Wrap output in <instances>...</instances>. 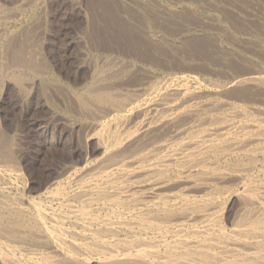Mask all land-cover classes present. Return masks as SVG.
Segmentation results:
<instances>
[{
  "label": "bare ground",
  "instance_id": "obj_1",
  "mask_svg": "<svg viewBox=\"0 0 264 264\" xmlns=\"http://www.w3.org/2000/svg\"><path fill=\"white\" fill-rule=\"evenodd\" d=\"M192 3L179 24L215 29L219 20L195 15ZM96 6L65 47L78 48L86 72L75 89H24V70L47 68L34 67L35 50L17 35L1 49L0 81L18 87L23 103L29 90L48 111L46 124L20 122L71 155L27 190L26 151L0 135V264H264V0H225L217 13L225 37L216 42L191 41L194 31L183 28L178 46L193 63L164 35H149L175 39L176 24L163 20L175 10L149 9L160 18L139 24L134 11L118 21L110 5Z\"/></svg>",
  "mask_w": 264,
  "mask_h": 264
},
{
  "label": "rangeland",
  "instance_id": "obj_2",
  "mask_svg": "<svg viewBox=\"0 0 264 264\" xmlns=\"http://www.w3.org/2000/svg\"><path fill=\"white\" fill-rule=\"evenodd\" d=\"M14 1L17 2V1H21V0H14ZM14 1H12V0L11 1L10 0H8V1L0 0V8H2L3 10H6V12H7L6 14L9 15L8 18L12 19V20L10 19V21L8 20L5 22L2 19L0 20V22H1V24H0V51H1V53L0 54L2 55L1 49L5 48L4 44L6 42H8L9 38L17 35L18 36L17 37V43L18 44L23 43L24 45H26V47L29 51H31L32 48H33V50H35V51L32 50L35 53V58L37 59V60H33L34 63L37 64L36 65L33 63L34 67L35 68L37 67L36 69L38 70L40 68V66L43 65L42 69L47 68L49 70L48 71L46 69V72H41L42 75L40 72H38V74H35V72H32L30 70H24L23 71V74H24L23 77L26 79L25 83H24V89H43L42 88L43 86H44V89H49V87H53V85H54L53 89H60V88H62V89H75V86L83 79L86 72L82 68H79V64L77 63L78 62V59H77V49L78 48L77 47L73 48L72 50L68 51L66 54V48L65 47H66L67 42H69V40L76 38V36H78L79 33L83 32V29L86 27V23H87L86 19H89V16H91V13L89 12L90 10H87V9H90L89 6L95 7L96 5H101V6L104 5V7H107L110 5L109 7H111V9H113V11H116L118 21H119V19L122 21V20L131 18L126 12L133 13L131 11H134V16H135L134 21H136L135 19H137L136 22H138L139 24L144 23L143 21H145V20L150 21V19L152 21L153 20L155 21V19L160 18L162 15H163V17L164 16L168 17L166 15L168 8L175 10V13L178 12L176 14V16L168 17L166 19L162 18L164 21L169 22L172 26L174 24H176L173 26L174 28L171 27L173 32L176 30V28L178 29V30H176V33L178 34V36H176L175 39H174V37L167 36V34L165 32L162 33L160 30H157V29L155 30L153 28H151V31H149L150 32L149 35H150V37H152L153 40L157 39L158 36H160L162 38V36L164 35L163 41H166L167 44L172 49H174V51H176L178 53L180 51L181 57L183 56V58H184V55L186 54L185 55L186 57L184 58L186 60H189L187 57H190L193 59H194V57L191 55H188L189 53L186 52L184 50V48L179 47L186 40L185 39L184 41H181L179 39V38H181V36H179V35H182L184 29L187 30V32L189 30V34L192 32V30L194 31L191 33V38H190L191 41H193V40L197 41V39H198V41L199 40L208 41L211 39L210 41L216 42L220 38L223 39L225 37V34H224L225 33V30H224L225 25L223 23H221V22H225V21L223 20L222 16L217 17V13L220 16L219 12L225 11V0H216V1L215 0L214 1L213 0H203V3L211 4V6H207L205 4H204V6H202V5H200L201 0H192V2H193L192 7L193 8H191V11L195 12L194 13L195 15L199 16L201 14L202 16L200 15L199 17L203 18V19L213 17L216 20H219V21L215 22V29H212V28H208V29L207 28L206 29L205 28L204 29H198L197 28L196 29L195 26L194 27L193 26L186 27V26H183L182 24H179L180 22H182V20H180V18H181L183 11L184 12L186 11L184 9H186L188 0H179V1L178 0H151L150 2L146 3L147 5H142L140 0H139V3L137 2V0H135V1L133 0L134 4L130 2L131 0L130 1L128 0L131 7H129V6L127 7V4L125 3V2H127V0H124V1L123 0H99V1H97V0L96 1L95 0H79V1L78 0H73V1L72 0H35V1L34 0H23L25 2L24 3L25 5L23 7L18 6L20 3H16ZM106 1H107V3H106ZM189 1H191V0H189ZM222 1H223V3H221ZM97 2H101L102 4L97 3ZM153 2H155L154 3L155 7L153 6L154 4H152ZM217 2H220V3H217ZM92 3H93V5H92ZM8 4H10V5H8ZM16 4H18V5H16ZM77 4H79V6L81 7L80 8L81 10L76 7ZM190 5H191V2H190ZM5 6H7V8H5ZM124 6H126L127 8H125ZM143 6H145V7H143ZM200 6H202V7H200ZM96 7L100 8L99 6H96ZM119 7H121V8H119ZM153 8H154V10L156 9V11L162 12V13L160 12V14H159L160 17L154 18L152 16V14H150L149 11H151ZM221 8H223V9H221ZM8 9L9 10L11 9L10 12ZM130 9H132V10H130ZM149 9H151V10H149ZM166 9H167V11H166ZM98 10H97V12H98ZM121 12L124 13V16L121 15ZM100 14H101V12H100ZM118 14H120V15H118ZM11 15L13 17H11ZM143 15H145V16H143ZM98 18H97V20H99ZM139 18H140V20H142L141 22H139L140 21ZM152 18H154V19H152ZM177 18L179 20H177ZM200 18H199V20H200ZM101 19L104 20L103 17H101ZM167 19H169V20L167 21ZM170 19H171V21H170ZM176 21L178 22V24ZM191 23H195V22L193 21ZM29 24L30 25L32 24V26H29ZM98 24H99V22H97V25ZM33 25H36V26H33ZM25 26H26V28H25ZM33 28H35L36 30L35 29L33 30ZM189 28L190 29L192 28V29L190 30ZM221 28L223 29L224 33H222L223 31L221 30ZM210 29H212V30H210ZM216 29H217V31H216ZM38 30H40V31L38 32ZM219 30L222 32H220ZM26 31L28 34L26 33ZM34 31H36L37 33ZM153 32H155V33H153ZM8 33H9V36H8ZM20 33H22L24 36L20 35ZM29 33L34 34V35L31 34L32 38H30L31 36ZM201 33H202V35H201ZM211 33H213V34H211ZM222 34L224 35V37L220 36ZM211 36H213V37H211ZM33 37L36 39V41H34L35 39H33ZM195 37H197V39ZM24 38H26V39L30 38L31 41H30V39L26 40ZM38 38H40L39 41L37 40ZM217 38H219V39H217ZM32 39H33V42H32ZM214 39H216V40H214ZM29 42H30V44L31 43L32 44L30 45ZM177 42H178V44H177ZM40 46H41V48H40ZM178 49H179V51H178ZM38 50H40L39 54H37ZM51 51H53V52H51ZM224 51H225V47H224ZM42 53H43V55H42ZM196 55L198 56L197 59L200 58V59L205 60V58H206V56L204 54L201 55V53H198V52L196 53ZM196 55H194V56H196ZM200 55H201V57H200ZM54 57H56V58H54ZM0 58H1V56H0ZM43 58L45 59V61ZM203 60H199L198 62L200 63ZM189 61L191 63H193L192 62L193 60H189ZM40 62H42V64ZM48 66L50 68H52V70H50V68ZM150 66L151 65H148V68L153 67L152 70L154 72H156L157 68H155L154 66H152V67H150ZM211 68H212V66H211ZM161 72L160 71H158V73L156 72L160 76V78H163L167 74H169L167 71H164V72L161 71ZM39 73H40V75H39ZM177 73H179V72L177 71ZM179 74H182V73H179ZM4 80L5 79L0 81V84H1L0 90L7 89L6 90L7 95L4 96L5 97L4 99H2L3 97L0 98V135H2V136L5 135L6 137H8L10 139H14V137H15L16 138L15 142L20 145V146L19 145L18 146L21 149H23L24 151H26L24 162H22V165H21V170L23 171L24 178H25V179L23 178L24 179L23 182H25L26 184L22 182L21 186H23L24 189L26 187L27 190H28L29 186L38 188V187H41L42 185H44V183L47 182L46 180H48V178L52 176V173H53L52 170L55 168L57 163L60 164L61 162H59V161H63L62 158L64 160L68 159L69 158L68 154L71 155V153L69 150H66L63 147L56 149L54 147L45 145L43 140H42L43 138L40 135L35 136V134L32 131H29L26 124H23L22 122H20L21 119H23L22 117H24L25 121H31V122H37L38 121L39 123L46 124L47 123V117H48V111H47V109L42 108L41 101L38 99L37 100L34 99L33 94H31L32 92H30L29 90H27L25 93V94H27L26 95L27 98L25 99V101L23 103V101H21V99H20V96L16 95L18 93H17V90H15V89H19V88L16 87L13 83H10L9 79H6L5 81ZM29 83H33V86H32V84L29 85ZM26 84H28V85H26ZM47 85H48V87H47ZM29 86H31V88H29ZM204 89L206 90L209 88L206 86ZM28 94H29V96H28ZM30 94H31V96H30ZM51 127H52L53 131H55L54 132L55 134H61V132L63 131L60 126H54L51 124ZM15 129H16V131H15ZM6 131H8V133ZM17 134H18V136H17ZM17 138H18V140H17ZM38 138L40 141L38 140ZM24 184L27 186H25ZM27 193H28V191H27Z\"/></svg>",
  "mask_w": 264,
  "mask_h": 264
}]
</instances>
